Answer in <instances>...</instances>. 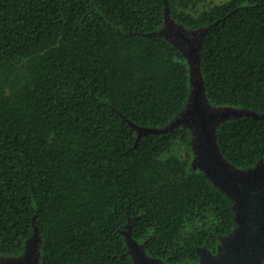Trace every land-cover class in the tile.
Masks as SVG:
<instances>
[{"label": "trees", "instance_id": "trees-1", "mask_svg": "<svg viewBox=\"0 0 264 264\" xmlns=\"http://www.w3.org/2000/svg\"><path fill=\"white\" fill-rule=\"evenodd\" d=\"M0 0V255L39 226L42 264H135L124 230L167 263L199 262L236 226L233 203L190 171L191 132L143 136L190 95L189 65L151 35L216 23L201 56L214 105L264 112V0ZM233 164L264 159V120L223 123ZM138 142V143H137Z\"/></svg>", "mask_w": 264, "mask_h": 264}, {"label": "water", "instance_id": "water-1", "mask_svg": "<svg viewBox=\"0 0 264 264\" xmlns=\"http://www.w3.org/2000/svg\"><path fill=\"white\" fill-rule=\"evenodd\" d=\"M215 24L191 29L173 18L166 8L164 26L151 35L167 39L185 56L190 72L189 99L183 110L163 126H140L132 121L130 124L137 130V141L143 136L188 128L193 152L190 171L204 172L213 185L232 200L235 228L221 237L217 252L213 253L208 247L198 248L200 260L194 264H264V159L255 166L241 168L226 158L218 141L223 123L243 117L264 120V112L233 105H214L209 100L201 51L205 36ZM135 221L130 220L124 230L127 254L135 264H170L149 254L147 242H139L133 236ZM42 242L41 229L35 223L34 233L26 241L23 251L13 256L0 255V264H42Z\"/></svg>", "mask_w": 264, "mask_h": 264}, {"label": "rangeland", "instance_id": "rangeland-1", "mask_svg": "<svg viewBox=\"0 0 264 264\" xmlns=\"http://www.w3.org/2000/svg\"><path fill=\"white\" fill-rule=\"evenodd\" d=\"M226 1H228V0H204L202 3H200V8L202 9V8H205V7H209L211 5H214V4L224 3ZM192 158H193V152H192ZM209 250L212 251L211 249H209ZM213 253H215V252H213Z\"/></svg>", "mask_w": 264, "mask_h": 264}]
</instances>
